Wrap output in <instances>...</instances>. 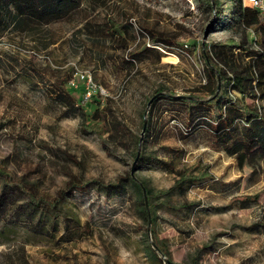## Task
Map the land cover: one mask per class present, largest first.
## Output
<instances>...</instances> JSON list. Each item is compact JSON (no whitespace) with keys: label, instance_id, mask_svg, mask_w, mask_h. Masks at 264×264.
<instances>
[{"label":"rangeland","instance_id":"374dc122","mask_svg":"<svg viewBox=\"0 0 264 264\" xmlns=\"http://www.w3.org/2000/svg\"><path fill=\"white\" fill-rule=\"evenodd\" d=\"M214 1L84 0L77 21L51 27L59 41L46 49L41 37L0 29V164L38 196L56 197L68 175L88 184V191L72 193L49 213L32 212L25 197L0 182V264H264V233L249 230L264 222V159L248 158L241 168L205 131L185 136L183 109L165 99L147 118L156 93L207 97L201 90L211 65L203 46H229L238 63L245 62V50H255L251 32L244 43L223 18L215 25V7L228 13L230 4ZM110 22L131 25L136 40L129 53L151 45L143 28L167 35L175 46L159 51V61L152 52L129 66L126 53L98 31ZM78 74L106 96L83 102ZM67 76L68 89L71 80L78 86L71 88L77 103L87 114L98 108L105 126L58 104L55 93ZM256 104L264 112V101ZM156 159L201 180L183 194L167 193L176 175ZM119 177L151 195L133 185L108 194L93 184ZM253 196L256 203L239 207V200ZM143 203L152 213L149 224ZM153 235L167 257L152 252Z\"/></svg>","mask_w":264,"mask_h":264},{"label":"trees","instance_id":"16d2710c","mask_svg":"<svg viewBox=\"0 0 264 264\" xmlns=\"http://www.w3.org/2000/svg\"><path fill=\"white\" fill-rule=\"evenodd\" d=\"M215 2L214 0H209ZM230 4L229 12L215 7L217 22L223 18L225 28L243 35V42L247 43L248 32H251V45L255 50H245V62H237V54L232 48L225 45L213 44L203 46V53L206 55L207 63L211 66L207 71V84L203 86L201 93L206 98L197 99L194 97L163 96L156 93L153 99L148 101V119L154 112L157 102L162 99L173 105H178L183 109L186 121L185 136L194 134L198 130L205 131L213 145L217 146L226 155L233 157L239 167H243L246 159L251 158L256 162L264 159V112L257 102L264 101V20L259 13L247 6L242 0H227ZM84 0H0V29L9 28L23 36H29L35 40L41 37L43 48H48L59 41L56 32L51 30L52 26L61 25L66 22H74L80 17ZM211 8V5L209 6ZM82 18V17H81ZM86 29L91 28L88 18H82ZM80 22V23H81ZM224 25V24H223ZM131 25H115L110 22L105 28H99L112 43L117 44L118 49L126 53L123 62L129 66L140 60L141 55H148L155 52L157 60L164 57L159 51L175 46V42L170 40L163 33H152L143 28L151 36V45L144 47L141 52L129 53L130 44L135 42L136 36H132ZM38 37V38H37ZM43 39V41H42ZM129 55V56H128ZM211 62L215 66H212ZM70 76L65 77L55 93V98L66 111H73V115L83 118L86 123L91 119L100 122L97 126H105L101 112L95 109L91 114H87L74 97L71 87L67 88ZM214 83V88H211ZM219 84V86H218ZM235 91L241 95L240 99H232L229 96ZM158 92V91H155ZM80 93H83V91ZM251 99L250 103H245L244 99ZM149 134V128L146 129ZM149 137V136H148ZM187 138V137H185ZM160 168L174 173L176 180L167 193L176 191L179 194L185 193L192 186L196 185L201 178L193 176L190 171L175 170L173 164L165 160H154ZM65 184L64 190L57 193L56 197L48 198L38 196L32 188L24 181L14 179L12 174L0 164V182L3 190L14 191L27 199V205L32 212L44 209L49 213H54L66 201L67 197L74 192L82 193L88 191V184L79 182L72 175ZM108 194H123L127 185H133L141 193L144 190L146 195L151 193L136 182L129 184L127 177H119L112 183L95 181ZM0 195V208L3 201ZM257 196L245 197L238 201L240 208H249L256 203ZM142 213L146 223H150L152 213H148L144 203ZM253 232L264 233V222H257L249 228ZM151 245L152 252L161 253L167 257L163 248L153 235ZM160 262L161 260L157 258Z\"/></svg>","mask_w":264,"mask_h":264},{"label":"built area","instance_id":"2783aa9c","mask_svg":"<svg viewBox=\"0 0 264 264\" xmlns=\"http://www.w3.org/2000/svg\"><path fill=\"white\" fill-rule=\"evenodd\" d=\"M244 6L252 8L259 13V16L264 20V0H242ZM149 46V45H148ZM79 80L84 82L83 102H87L95 96H106V90L102 86L97 85L86 74H78ZM71 88H77L74 80L70 81Z\"/></svg>","mask_w":264,"mask_h":264},{"label":"water","instance_id":"95a60500","mask_svg":"<svg viewBox=\"0 0 264 264\" xmlns=\"http://www.w3.org/2000/svg\"><path fill=\"white\" fill-rule=\"evenodd\" d=\"M144 129H145V126L143 127V130ZM143 192H144V190H143ZM165 264H172V263H170L169 261L165 260Z\"/></svg>","mask_w":264,"mask_h":264}]
</instances>
